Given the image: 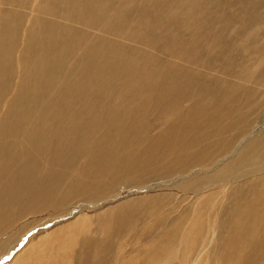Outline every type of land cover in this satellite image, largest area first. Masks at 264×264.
Masks as SVG:
<instances>
[{
    "label": "rangeland",
    "instance_id": "obj_1",
    "mask_svg": "<svg viewBox=\"0 0 264 264\" xmlns=\"http://www.w3.org/2000/svg\"><path fill=\"white\" fill-rule=\"evenodd\" d=\"M43 1L0 0V13L9 16L0 27L1 37H7L0 62L7 65L5 69L9 73H4L0 67L1 128L4 111L19 97L26 96L32 111L18 120L8 116L4 122L3 128L8 131L0 136V168L5 150L13 153L19 147L25 148L28 135L35 140V136L42 135L40 131L50 130L54 124H61L63 133L74 129L78 132L70 140L69 137L58 140L51 136L52 132L49 140L43 142V149L48 150L45 154L51 149L60 152L68 148L67 153L61 152L67 155L63 166L47 170L45 164H39L31 173V182L37 183L47 179L49 171L58 173L57 192L52 190L47 199L29 204L16 218L9 220L5 216L6 227L0 232V240L5 239L0 243V264H86L83 258L89 251L97 255L96 264H124L129 257L130 264H151L146 263L144 257L151 254L161 257L163 250L155 248L165 244L172 245L165 253L174 256L173 264L181 259L182 264H264V224L255 226L242 214L243 206L254 201L253 190L242 185L226 190L227 182L232 185L235 177L236 184L246 183L242 170L226 178V182H201L194 188L195 192L176 190L175 185L190 181L188 173L191 176L201 173L204 170L201 167L190 169L188 173L163 168L149 174L139 168L130 172L129 168L111 162L113 166L108 176L95 177L93 173L99 167L98 143L102 148L106 142L109 149L117 144L122 151L120 154L130 157V131L116 127L114 118L121 114L126 117L133 106H140L148 97L151 104L140 106L150 115L146 127L134 135L142 137L137 149L145 148L140 145L144 138L142 143L149 146L152 139L170 125L180 127L201 113L203 104L196 106L192 113L193 100L184 97L186 91L179 94L180 89L174 87L178 80L179 87L182 82L189 84L188 76L182 74V69L188 68L189 59L182 60L179 56L187 54L188 43L183 41L192 39L194 31L183 32L185 22L179 23V19L156 18L158 13L153 8L141 13L132 8L130 0H107L108 16H116L118 20L113 24L114 29L106 33L102 25L106 20L90 26L87 16H66L65 11L77 12L72 7L64 9V0H48L47 5L40 8ZM81 4L84 5L80 2V7ZM160 14L168 16L163 8ZM38 16L51 19L52 23H43L37 20ZM62 28L63 34L65 29L72 33L59 42L66 52L56 53L53 65L62 69L59 76H54L48 70L50 61L43 58H47V54L43 49L28 53V43L46 31L53 33L60 29L61 32ZM136 32L140 36H135ZM178 34L183 36V43L163 49L170 38ZM100 35L104 39H99ZM90 45L95 53L93 58L101 68L87 62ZM59 84L66 95L58 89ZM25 87L28 89L23 92ZM182 88L187 90V87ZM164 103L173 108L153 112L164 107ZM36 106L40 113L37 122L29 123V133L15 135L17 129L32 120ZM248 124L250 132L238 140L231 153L215 160L210 169L206 168L205 174L220 173L224 163L235 158L256 132L264 130V112L260 111ZM125 134L128 138L123 139L124 142L117 140V136ZM108 135H112L111 138ZM18 163L20 165V161ZM257 165L264 166V161ZM249 169L247 166L244 171ZM204 198L212 213L202 222L204 228L198 230L191 219L195 217L197 200ZM5 201L0 197L1 203ZM132 203L136 208L141 204L148 206L140 213L130 214L125 206ZM238 213L249 227H258L243 237L244 253L239 252V241L234 240L237 237L230 227ZM235 247L237 249L233 250Z\"/></svg>",
    "mask_w": 264,
    "mask_h": 264
},
{
    "label": "bare ground",
    "instance_id": "obj_2",
    "mask_svg": "<svg viewBox=\"0 0 264 264\" xmlns=\"http://www.w3.org/2000/svg\"><path fill=\"white\" fill-rule=\"evenodd\" d=\"M80 2L84 4H81V7L79 6ZM130 2L132 8H136L141 13L153 8L152 10L158 13L156 18L162 20L179 19V23L185 22L183 32L194 31L193 38L188 42L183 41V36L178 34L174 38H170V42L164 45L163 49L168 50L179 43H188L187 51H184L187 54H182L179 58L182 60L189 59L188 68L182 69V74L190 79L189 84L181 83L182 87H187V90H184L178 86L180 81L178 80L174 87L180 89L179 94L186 91L184 97L193 100L192 113L195 111V107L201 104H203V109L200 114H196L197 116L183 123L180 127L174 124L170 125L165 132L157 134V138H153L149 146L142 143L144 138L140 141V145H144L145 148L141 147L140 149H137L136 146L142 137H134V135L139 129L146 127V119L150 115L141 107L149 106L152 101L148 97L140 104L141 107L133 106L130 114L128 113L126 117L123 114L118 115V118H114L116 127L122 131H130L132 152L129 157L126 154H120L122 151L117 144L109 149L106 142L102 148L98 143L99 167L96 170L93 169L94 176H108L110 167L113 166L110 165L111 162L118 163L126 169L129 168L128 171L131 170L130 172L141 169L149 174L163 168L170 171H181L182 173H188L190 169L196 167L204 168V170L210 169L209 166L215 160L231 153L238 140L250 132L251 128H249L248 123L251 118L257 116L260 111L264 112V0H130ZM47 3L48 0H44L39 7L42 8ZM62 7L66 10L72 7L77 12L76 14L71 10L68 13L65 11L66 16L67 14L78 18H81L79 16H87L89 18L87 22L91 24L90 26H94L100 20H106L105 23H102L103 31H107L106 33L114 29L113 24L118 20L116 16H108L109 3L107 0H64ZM53 8L50 7V10ZM162 8L168 16H161ZM37 18L43 23H52L51 19L42 16ZM8 20V15L0 13V27ZM59 23L63 24L62 22ZM61 30L60 32V29H55L53 33L46 31L39 35L37 40L32 39L28 43V53L29 51L37 53V50L42 51L43 49V53L47 54V58H43L50 61L48 70L50 75L54 76H59L62 68L59 65H53V60L57 58V54L61 55L66 52L62 43L59 42L66 35L72 33L69 34L65 29L63 34V28ZM135 36H140V34L136 32ZM99 39L104 38L100 35ZM6 40V36L1 37L0 35V56L3 53L2 48ZM120 48L122 50V47ZM102 52L105 53L104 50ZM94 55L90 45L87 62L92 66L100 67L97 66L96 60L93 58ZM114 56L117 57L118 54L114 53ZM5 66L7 65L0 62L3 72L9 74ZM39 82L42 83L41 80ZM60 86L62 85H57L58 89L60 88L63 95H66L65 90ZM27 89L28 87L23 88V92ZM73 104L74 102L69 103L68 106ZM172 108L173 105L164 103V107L160 106L153 112H163ZM31 109L33 110V106ZM38 109L39 106L32 115V120L27 121L26 126L17 129L14 132L15 135L29 133L28 126L31 127V122L34 120L37 122L39 119ZM29 112L32 111L28 106L26 96L19 97L13 105L4 111L1 122L2 128L8 116L18 120ZM2 128L0 126L1 137L5 136L8 131L6 127ZM40 132L42 135L35 136V140L30 135L27 136L25 148L19 147L13 153H8V149H6L5 152L7 153L2 157L0 197L6 201L0 202V232L6 227L5 216L9 220L20 216L29 204L47 199L52 190L56 191L57 189L56 181L59 176L54 171H49V177L42 180L41 183L31 182L33 179L31 173L39 164H45L46 169L50 170L55 166L60 168L67 159V155L61 154V152L67 153L68 148L60 152L51 149L50 153L45 154L48 150L43 149V142L49 140L52 132L51 136H55L58 140L63 139V137H69L70 140L75 137L74 135L78 131L75 132V129L65 130L63 133L61 124H54L50 130ZM125 135L117 136V140L124 142L122 140L128 138V135ZM111 136L108 135L107 137L111 138ZM4 141L6 143V139ZM108 141L110 142V140ZM18 161H20V165ZM263 161L264 130L260 133L256 132L254 137L238 150L235 158L224 163L220 173L205 174L204 170L202 171L203 174L199 172L193 176L188 173L187 179L191 180L180 183L178 186L175 185V189L195 192L197 189L194 190V188L201 182H210V180L226 182V178L233 177L236 171L242 170V176L247 180L246 183L236 184L235 177L232 185L227 182L228 188L226 190L236 189L240 185L253 190L254 201L243 206L242 214L244 219L258 226L259 223L264 224V166L257 165ZM142 166H146V169L141 168ZM247 166H250V169L244 171ZM91 170L88 169L87 171ZM63 176L64 174L61 173V177ZM64 183L65 180L62 181V187ZM167 202L169 201L167 200ZM197 202V207L194 208L195 217L191 219V222L198 230H202L204 228L202 222L208 219L212 210L207 198L198 199ZM147 204L153 206L150 201ZM148 205L143 207L141 204L136 208V205L132 203L126 205L125 208L126 211H130V214L133 211L140 213ZM242 220L238 213L237 220L231 222L230 227L233 235L237 237L234 240L239 241L237 246L240 247L239 252L244 253L243 237L250 235L258 227H249ZM4 242V238L0 240L1 244ZM237 247L233 250H236ZM170 249H172L171 244H165L158 249L155 248V250H163V255L161 257L154 254L146 255L144 257L146 263L173 264L176 260H173L174 256L165 253ZM97 259V255L90 251L83 258L86 264H96ZM177 262L182 264V259L177 260ZM124 264H130V257Z\"/></svg>",
    "mask_w": 264,
    "mask_h": 264
}]
</instances>
